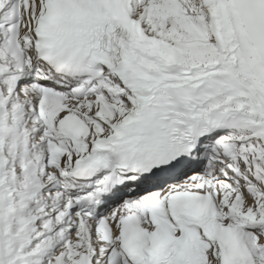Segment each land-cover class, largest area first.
Segmentation results:
<instances>
[{
  "label": "snow or ice",
  "instance_id": "snow-or-ice-1",
  "mask_svg": "<svg viewBox=\"0 0 264 264\" xmlns=\"http://www.w3.org/2000/svg\"><path fill=\"white\" fill-rule=\"evenodd\" d=\"M0 264H264V0H0Z\"/></svg>",
  "mask_w": 264,
  "mask_h": 264
}]
</instances>
